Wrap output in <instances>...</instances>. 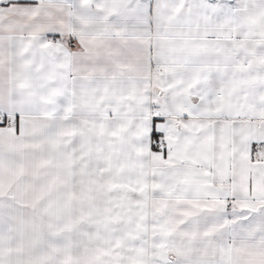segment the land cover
Wrapping results in <instances>:
<instances>
[{"label": "snow or ice", "instance_id": "obj_1", "mask_svg": "<svg viewBox=\"0 0 264 264\" xmlns=\"http://www.w3.org/2000/svg\"><path fill=\"white\" fill-rule=\"evenodd\" d=\"M0 264H264V0H0Z\"/></svg>", "mask_w": 264, "mask_h": 264}]
</instances>
